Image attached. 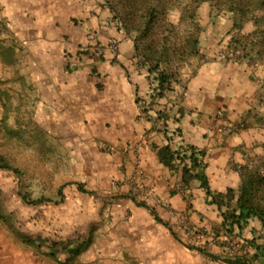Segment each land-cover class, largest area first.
<instances>
[{"label":"crops","instance_id":"0c3cea01","mask_svg":"<svg viewBox=\"0 0 264 264\" xmlns=\"http://www.w3.org/2000/svg\"><path fill=\"white\" fill-rule=\"evenodd\" d=\"M107 18L100 0H0V78L26 79L37 116L65 133L75 152L58 198L24 216L26 246L0 225V263L234 264L225 260L251 256L243 241L259 223L225 232L200 182L183 183L181 167L164 166L156 151L191 146L202 152L209 190L239 189L242 169L264 153L262 66L226 58L217 31L201 40L204 60L180 96L152 99L132 42ZM253 37L261 47L258 32ZM6 186L16 202L15 184L0 172V190Z\"/></svg>","mask_w":264,"mask_h":264},{"label":"rangeland","instance_id":"374dc122","mask_svg":"<svg viewBox=\"0 0 264 264\" xmlns=\"http://www.w3.org/2000/svg\"><path fill=\"white\" fill-rule=\"evenodd\" d=\"M100 1L109 14V22L133 42L136 67L150 68L156 77L164 75L168 81L167 93L174 92L175 97L180 96L186 76L194 72L200 60H204V55L199 58L190 55L194 44L200 46L202 39L217 31H222L225 45L230 43L239 48L229 57L230 60L258 63L264 70V0H228L219 12L209 3L195 9L187 8L186 0L144 1L132 8L125 0ZM149 3L156 6L155 12L148 11ZM149 13L152 14L150 17ZM243 18H251L249 23L242 24L243 36L234 34L230 37L228 34L232 26L239 25ZM251 25H256L257 29L246 30ZM256 32L263 41L259 48L253 42ZM110 41L116 44L115 40ZM94 43L98 50L90 48L92 53L98 54L102 47L95 40ZM153 75L148 78L152 87L157 83L153 81ZM27 85L26 79L11 77L7 72L0 78V156L19 170L17 175L0 170L15 184L14 195L18 199L15 202L9 195L12 190L8 186L5 191L0 190V193L3 192L0 197V225L12 237L13 244L18 246L28 244L29 240L25 234L24 216L37 213L35 206L22 201L21 195L29 200L38 197L53 202L58 198L61 183L70 181L73 172L70 161L75 153L65 133L47 127L45 121L37 116L34 93L28 91ZM25 89L29 93H25ZM258 121L264 129V114ZM260 157L261 160L248 167L246 172L264 176V153ZM32 193H35L34 198ZM258 195L264 198V183L259 186ZM31 210L34 212L30 214ZM252 230L255 236L260 233V229Z\"/></svg>","mask_w":264,"mask_h":264},{"label":"trees","instance_id":"16d2710c","mask_svg":"<svg viewBox=\"0 0 264 264\" xmlns=\"http://www.w3.org/2000/svg\"><path fill=\"white\" fill-rule=\"evenodd\" d=\"M144 1L148 3L149 1L157 2L159 0H125L127 5L131 8L134 7V5H136L138 2ZM226 1L228 0H186L185 4L187 8L195 9L203 3H209L216 12H219L222 10ZM148 11L150 13L152 11L155 12L156 6L153 3H149ZM150 13L149 17L152 15H150ZM250 20L251 18H243V20L240 21L239 25H235L236 27L232 26L231 32L228 35L230 37H233L235 35L243 36V34L241 33V30L243 28L242 24L249 23ZM233 23L236 24L235 21H233ZM115 24L116 26H118L117 22ZM118 31H121V29L119 28ZM132 45L133 50H135L133 42ZM224 47V56L228 59L230 57V53L234 54L239 50L236 45L232 46L230 43L225 45ZM190 55H193V57L197 58L202 56L203 54L200 51V46L198 45L196 47V44H194ZM145 70L146 78H151L150 74L153 75V73H151V69L146 68ZM153 81H157V83L152 87V81H150V96H152V99L154 97H163L165 92L168 90L167 78L162 74H159L158 77L153 75ZM140 101L143 100L136 99L137 103H140ZM185 149L184 150L186 152H182L181 150H174L169 144H166L158 148L156 153L159 162L169 169H174L175 165L181 167V181L183 183H188L192 178L200 182V186L205 190V194L210 197L208 203L213 204L216 207L221 217V228H223L225 232L231 235V232L233 230H237V233H239L243 228L247 227L249 221H256L260 225V233L257 234V236H254L250 240L244 239L243 241V245L245 247L243 251H247V249L250 248V250L253 251L252 255L249 256L247 255V253H244L238 255L237 257H234L233 260L229 259L225 261L234 264H264V198L258 195L259 186L264 183V176H256L250 172H246L248 170V167H245L241 171L242 181L239 189H237L236 191H234L233 189H227L225 192L211 191L208 188L206 177L202 172V169L204 167L202 159L200 157L202 152L196 151L191 146H188ZM0 170L11 171L16 175L19 174V170L3 160L1 156ZM21 199L23 202L32 204L33 206H37L43 201L50 202L49 199L43 198L29 200L23 194L21 195ZM252 233L255 234V231H252Z\"/></svg>","mask_w":264,"mask_h":264},{"label":"built area","instance_id":"2783aa9c","mask_svg":"<svg viewBox=\"0 0 264 264\" xmlns=\"http://www.w3.org/2000/svg\"><path fill=\"white\" fill-rule=\"evenodd\" d=\"M91 47L93 48V50H98L97 45H96V43H94V42L92 43ZM115 47H116L115 42L110 41V43H108V48H109L110 50H115ZM233 55H234L233 53H230V56H233ZM215 116H216L217 118H219V119H222V118L225 117V113H224L223 110L218 109V110L216 111V113H215ZM101 148H102L104 151H108V152H111V151L113 150L112 147H110V146H108V145H105V144H102V145H101ZM156 201L159 202L158 200H156ZM0 264H1V263H0Z\"/></svg>","mask_w":264,"mask_h":264}]
</instances>
